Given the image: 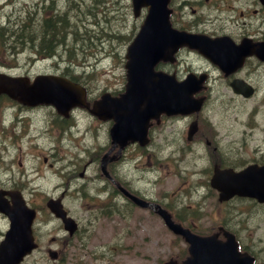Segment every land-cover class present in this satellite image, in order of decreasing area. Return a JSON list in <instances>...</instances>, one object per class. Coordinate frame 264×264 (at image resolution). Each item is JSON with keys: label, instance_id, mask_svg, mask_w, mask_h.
<instances>
[{"label": "rangeland", "instance_id": "obj_1", "mask_svg": "<svg viewBox=\"0 0 264 264\" xmlns=\"http://www.w3.org/2000/svg\"><path fill=\"white\" fill-rule=\"evenodd\" d=\"M42 1L18 0L13 5L9 3L10 0H0V22L5 23L9 18L17 20L19 21L18 24L16 21L13 25L7 26L11 34L15 33L18 38L23 37L20 35L30 36V38L23 37L21 42L25 44L24 47L46 48L48 38L46 42H43L42 37L48 28V23L45 25L43 22L45 18H42V8H36L37 5L40 6ZM63 1L68 2L72 8L78 9L76 24L68 20L73 17V13L60 14L61 5L52 3V12L48 15L53 18H49V24H53L54 32L48 31L50 36L47 35V37L52 40L53 47L51 51L42 50L46 53L55 54L60 44L59 40H63V35L78 32L84 39L80 45H84L83 47L87 49V65H83L86 68L76 61L70 62L68 57L66 60L65 57L63 60L60 59L61 62L48 59L36 61L34 65H29L26 60L28 61V57L31 55L25 52L19 55L18 63L9 69V73L19 75L30 68L32 74H58L60 71L53 66L58 65L63 68L71 64L69 65L70 72L80 76L82 83L88 89L89 100L99 98L106 91L123 92L126 85L127 48L138 32L146 11L139 17H135L131 0H57V3ZM64 2L62 4H65ZM104 6H109L111 10L101 11ZM27 9H29L28 15H26ZM35 11L38 12L37 15ZM54 17L63 19V23L61 25L56 24ZM186 18L192 20L193 17L187 16ZM236 18L239 22L238 16ZM179 20L175 17L172 22L181 25V23H177ZM245 20L247 21L248 18ZM228 24L226 22L225 27ZM21 26H24L25 29L18 35L16 31ZM237 27L240 26L237 25L234 31H238ZM36 34L38 37L34 38ZM91 39L93 41L91 47L88 48L87 45ZM75 53H80V51ZM80 56L76 59H80ZM181 57L180 64L175 65L173 70L182 76L190 69L202 71L208 68V64L194 53L184 52ZM90 75L91 78H89ZM212 75H214L213 90L207 89L204 92L211 99L206 102L199 116L202 115L216 130L219 136V144L229 156L233 157L231 160L234 162L235 159L245 157L246 150L250 151L255 147L264 150V67L259 72L257 70L254 77L255 82L259 81L257 83L259 91L249 99L235 95L227 83L215 79L219 77L217 71H213ZM201 94L202 92L198 95ZM31 112H33L32 117L39 120L44 117L48 118V114L54 110L44 107ZM77 117L79 121L83 120L87 126L96 125V134L100 141L105 144L109 143V125L107 123L99 124V121L96 123L84 112L77 114ZM192 118L194 119V117ZM193 119L182 116L166 117L159 124L154 123L150 132L151 143L149 147L139 150L134 145H130L124 152L127 160L125 163L124 161L119 163L118 169L122 170L124 176H129V179L134 181L135 190L140 194L159 198L158 200L164 199L169 204H173L174 214L191 213L193 216L191 223H195L198 213H201L205 218L201 222L200 230L207 232L216 223L218 202L213 192L208 190L207 183L205 184V180L209 179L210 170L208 174L205 173V170L209 168V163L205 159L204 142L197 140L191 143L186 139L188 126ZM42 138L44 137L39 136L34 139L44 152L50 153L45 148L46 144L50 143L49 138ZM9 140L2 142L0 137V166L7 168V174L10 170L18 178L21 177L22 173L33 177L34 182L29 183L27 189L24 190L26 198L32 205L35 203L45 209V197L59 195L66 191L67 187L51 175V169H48L41 159L31 160L26 153L22 154L14 147H10V144L7 143ZM242 146L250 147L245 149ZM5 147H8L12 155L14 153V163H11L12 160L8 161L7 156L3 153ZM65 148L66 146L63 147L64 151ZM67 149H70L72 154L82 153L77 151L74 146H67ZM56 157L68 158L69 161L73 162L66 167V171L78 168L77 171L71 173V176L74 174L77 176V172L79 174L84 170L85 176L88 178L85 164L76 162L68 150L65 152L60 150ZM63 162L65 163L64 160ZM102 164L103 168L108 171V163L105 159ZM34 167L39 169L42 178L38 177L34 169H31ZM92 170L91 165L88 171ZM24 175L23 179L25 178ZM6 178L3 169L0 168V180L5 181ZM20 180L21 178L16 182L21 187ZM81 182L78 180L73 186L77 187ZM87 184L88 189H91V183L88 181ZM89 203L73 197L72 194L65 199L66 208L72 212L75 218L81 220L83 228L90 226V230L82 231L81 236L84 235L85 237H77L72 242H64L66 243L65 246L57 247L61 256L66 260L61 263L55 262L49 258L46 252L53 236H64V233L62 234L60 231L62 227L60 223L53 220L48 226L45 222L38 223L40 225L37 233L41 247L26 258L23 264H166L170 259L179 261L183 256H187L185 254V242L168 231L163 222L155 215L144 210L131 209L129 212L126 209L125 214H129L124 219L97 218L99 214L94 212L93 206ZM178 204L182 206L177 207ZM222 211L224 214H232L228 217L232 218V224L239 230L238 234L242 244L257 249L264 257V207L260 208L253 205L247 209L245 203L233 202L223 208ZM45 216L50 217L47 210ZM241 218H245L243 224H239ZM89 220H92L91 223H88ZM6 227L7 221L0 216V231H5Z\"/></svg>", "mask_w": 264, "mask_h": 264}, {"label": "water", "instance_id": "obj_2", "mask_svg": "<svg viewBox=\"0 0 264 264\" xmlns=\"http://www.w3.org/2000/svg\"><path fill=\"white\" fill-rule=\"evenodd\" d=\"M169 2L170 0H133L136 14L143 6H148L149 12L128 49L126 92L118 98L104 94L95 103V114L103 119H114L115 124L110 133L114 142L122 147L136 141L142 145L147 144L149 121L159 118L162 113L191 114L198 112L203 104L202 98L193 97L200 88L195 79L189 78L177 83L174 77L169 79L154 72L155 65L162 59L172 60L180 46L189 45L202 52L205 43L204 37L179 32L171 27ZM260 51L264 54V48ZM249 53L251 52L247 50L242 51V46L239 49L224 48L214 52V61L227 69L237 66L240 59ZM232 86L236 92L239 91L246 97L251 95L252 90L249 88H241L236 82ZM0 93H7L30 105L53 104L61 113L84 104L85 94L79 85L63 77L40 75L35 78L34 83L29 84L26 78L4 74H0ZM196 130L197 124L194 122L189 131V139ZM211 185L220 192L219 199L222 201L240 195L264 202V166L252 165L240 172L216 168ZM3 195L0 191V212L8 216L10 228L0 243V264H20L37 247L32 228L36 210L27 206L19 192H11L12 204ZM133 199L141 206L146 205L144 199L134 196ZM48 207L56 217L63 220L67 230L71 233L76 230V222L66 216L59 201H49ZM158 213L174 233L182 235L190 244V257L182 264H253L251 257L239 253L233 234H228L226 242H220L217 235L201 237L175 223L166 211L160 209ZM51 255L56 258V253L52 252ZM169 264L177 263L171 261Z\"/></svg>", "mask_w": 264, "mask_h": 264}, {"label": "bare ground", "instance_id": "obj_3", "mask_svg": "<svg viewBox=\"0 0 264 264\" xmlns=\"http://www.w3.org/2000/svg\"><path fill=\"white\" fill-rule=\"evenodd\" d=\"M51 2L61 5L59 10L60 14L67 12L73 13V17L68 20H73V22L76 23V17L77 14H79L78 9L76 10V8H72L71 5L66 1H63L65 4H62L63 2L57 3V0H52ZM69 7L71 8L70 10ZM222 7L223 6H220L219 8ZM103 10H105L106 12V10L110 11L111 8L109 6H104L101 11ZM101 11H99V13H101ZM171 16V19H175V17L177 18V15L174 11H171ZM238 19V26H240L246 18L243 19L242 17H238ZM236 32L237 31H234V33ZM65 37V42H60L55 54L47 55V53L45 52V56H47L48 59H51L54 62H61V60H63V57H65V60L68 57L70 59V62L76 61L79 63V65L82 64L81 66L87 65V49L83 47L84 45H80L81 42H84V39L81 38L78 32L65 35ZM13 40L14 39H12V41H9V43L12 42L10 43V45H13ZM92 41L93 40L91 39L88 42V48L91 47ZM10 45L8 44L7 46L3 47L8 49V54L11 59H13H10L8 63H10V61L13 63H18L17 58L19 57V55L25 52H28L31 55L30 57H28V61L26 60V63H29V65H34L36 61L44 60L43 57L39 60L33 57L36 55H44V51L39 52L38 50H36L37 47H24L21 45V42L15 43V48L10 47ZM77 51H80V53H75ZM75 54L81 55L80 59H76V57H79V55L76 56ZM74 55L75 57H73ZM69 65L71 64H68L63 68L55 65L53 66V68L60 71V73H58L60 77L67 79L71 76V69ZM31 72L32 71L29 68L25 70L23 74H19L17 77L26 78L29 81V84H32L34 83V78ZM258 82L259 81L255 82L256 86H258ZM248 87L253 88L254 86L249 83ZM257 91H259V89H257ZM0 96H2V94H0ZM209 99H211V97H209ZM44 107L54 110V112H50L48 114V118L44 117L36 120V118L32 117L33 112H25V115L22 117L21 121H19V124L17 125V127H15V137H9L8 132L0 135V137L2 142L10 139L7 142L10 144V147H14L22 154L26 153V155L29 156L31 160H36V158H39L42 160V162L44 160L46 163L51 164L52 168L48 167V169H51V175L56 177V180L63 183V185L67 187V190L61 192L59 195L46 196L44 199L45 207L49 208L48 203L51 200L59 201L62 205H65V199L68 195L72 194L73 197L79 198L81 201H84L86 203L90 202L93 206L94 212L107 218L114 217L124 219L129 214H125L126 209L129 210V212L131 209L144 210L146 212H149L150 214H159L158 210L161 209V211H166L172 217V220L176 223H179L191 229H197L192 225L190 221L187 220L184 214H174V205L169 204L164 199L158 200L159 198H153L144 195L143 199L146 203L145 206L139 205L133 199V196L138 198V191L135 190L136 188L134 186V181L129 179V176H124V173L121 169H117L112 166V158H110V155L115 149H117V145L110 134H108L109 143L105 144L101 142L99 136L96 134V125L87 126L83 120L79 121V118L71 109L68 110V112L63 117L60 116V113L55 105L48 103L40 104L32 111H38L39 109ZM83 108L85 109L84 113H86L96 123L98 121L99 124L102 123L99 120L98 115L93 112V109L88 102H85L83 104ZM4 109L5 104L0 101V116L3 114ZM10 118H12V116H10ZM25 119L26 123L25 125H23ZM39 136L44 137L42 139L49 138L50 143L46 144L47 146L45 148L50 153L44 152L39 147L36 139H34L35 137ZM65 146V151L68 150V153L74 157L76 162L85 164V170L88 178L85 176L84 170L79 174L77 172V176L76 174L71 176V173L77 171L78 168H72L66 171V167L73 162L69 161L68 158L56 157L59 155L60 150L62 152H65L63 149V147ZM67 146H74L77 151H80L82 153L72 154L71 150L67 149ZM3 153H5V156H7L8 161L12 160L11 163H14V153L12 155L8 147L4 148ZM104 159L108 163V171L103 168L102 163ZM63 160L65 161V163L63 162ZM61 161L62 163H60ZM91 165L93 167V170L88 171ZM31 169H34L38 174V177L42 178L41 173L37 167ZM209 177H211V175ZM34 180L35 179L33 177H29L28 175H26L24 179H21L19 181V184L21 185V187L27 189V185L34 182ZM78 180L82 182L77 185V187L73 186V184H75ZM88 181L91 183V189H88ZM125 202L128 204H126ZM34 206L36 208H41V206L35 203ZM181 206L182 205L180 204L177 205V207ZM81 237L83 238L85 236L82 235Z\"/></svg>", "mask_w": 264, "mask_h": 264}, {"label": "flooded vegetation", "instance_id": "obj_4", "mask_svg": "<svg viewBox=\"0 0 264 264\" xmlns=\"http://www.w3.org/2000/svg\"><path fill=\"white\" fill-rule=\"evenodd\" d=\"M171 4L173 11L176 13L177 16L179 15L181 18H184V15L189 13V15L193 17L192 20L186 21L189 25H191V28L189 29L190 31L201 33L203 35H206L210 39L228 37L235 45H239L243 41L249 42L252 45L264 43V3L262 0H172ZM220 6L223 7L219 8ZM70 9L71 8L69 7V10ZM224 14L225 16H223ZM236 16L242 17L243 19L248 18V20H245L242 25H240V27H237L238 31L234 33V28L239 24ZM70 21L74 23L73 20ZM226 22H228L229 24L225 27ZM200 58H202L211 67V70L205 69L204 71H202L207 72L208 74L206 88L210 87V84L214 83V76L211 74V71L217 70L219 73V77L215 79L221 80L222 82L227 83L228 85H230L233 79L239 78L246 81L248 84L250 83L251 85H253L256 91L257 89H259V87L255 84L254 77L256 76V71L258 70L259 72L260 69L264 67V59L261 60L257 57L256 54H252L249 57H246L243 66L238 69L235 73L228 76L223 73V71L220 69V66L213 64L210 59L205 55H200ZM178 59L179 55L177 56V61ZM177 61L173 64L161 62L158 66V70L167 73H172L177 76L176 71L173 70V65H176ZM169 66L171 67L170 69L166 68ZM238 96L241 97L240 95ZM205 98L209 99V96L206 94ZM0 101L5 104L3 114L0 116V135L8 132L9 137H15V127H17L19 121H21L22 117L25 115V112L32 111L34 108L28 107L20 103L18 100L11 99L5 95L0 96ZM77 110H81L82 112L85 111L84 108H79L74 110L73 112L75 113ZM10 116H12V118H10ZM25 123L26 119L23 125H25ZM109 123L112 126L113 122L111 121ZM202 126L203 128L201 129L200 135L197 137V139L195 137L194 140L204 142L206 152L205 159L209 163V168L205 170V173L208 174L209 170H211V168H213L215 165H218L221 168L234 166L237 167V170H239L251 163L264 164V155H258L260 153L262 154V149L260 148H254L250 151L246 150V155H244L245 157L235 159L236 161L234 162L233 160H231L233 157L229 156L227 152L222 149L221 144H219L218 135L216 134V132L204 122H202ZM242 148L247 149L248 147L242 146ZM122 152L123 150L118 154V149H115L110 155V158L112 157V166L117 169L119 162L122 161L123 158ZM43 162L46 164L47 167L52 168L51 164L46 163L44 160ZM0 168L4 169V167L1 166ZM4 175L7 178L5 181L0 180V189H17V177L11 175L10 173H6ZM23 175L24 173L20 177L21 179H23ZM137 194L142 196L139 192H137ZM142 197H144V195ZM232 201L236 203H245L247 209H249L253 205L258 206L260 208L264 207V204H259L254 200L246 198H234ZM232 201L228 202L229 205L233 203ZM224 205L226 204H221L220 206L223 207ZM219 211L222 212V209H220ZM41 212L43 213L42 221H47V219L45 218L46 216L44 214L45 211L40 210V215ZM40 215L38 214L37 216V224L39 218H41ZM184 215L187 220L191 222L193 218L192 214L189 213ZM230 215L232 214L226 215L223 212L219 213L217 215V223L219 224V226L215 227L213 225V227L211 228L212 233L220 232L221 228L223 227L234 232L240 240L238 235L239 230L235 228L232 224V218L228 217ZM202 219L203 215L201 213H198L196 220L197 225H200L199 222L201 223ZM244 219L245 218H241L239 220V224H243ZM192 225L195 227L194 222L192 223ZM220 238L224 239L222 233L220 234ZM65 241L66 240L64 237L57 238L53 236L51 238V243L48 245L47 249L51 247L62 246L65 244ZM250 249L251 254L256 260L255 264H264V262L261 261L264 260L262 253H259L257 249Z\"/></svg>", "mask_w": 264, "mask_h": 264}, {"label": "trees", "instance_id": "obj_5", "mask_svg": "<svg viewBox=\"0 0 264 264\" xmlns=\"http://www.w3.org/2000/svg\"><path fill=\"white\" fill-rule=\"evenodd\" d=\"M49 18H51V17H48V18H45L44 20H43V22H45V25L47 24V26H48V28L45 30V25H44V30H45V32H44V35H43V37H42V41L43 42H46V40H47V38H48V40H47V42H46V48H42V49H44L45 51H51L52 50V47H53V45H52V40L51 39H49V37H47V35L48 36H50L49 35V33H48V31H50L51 33H53L54 32V29H53V27H52V25H50L49 24ZM51 19H53V18H51ZM54 20H55V22H56V24H58V25H61L62 23H63V19H58L57 17H54ZM23 29H25V27L24 26H21L17 31H16V33L19 35L21 32H22V30ZM32 30H35V31H38V30H36V29H32ZM28 31V33H29V30H27ZM31 32V31H30ZM33 32V31H32ZM40 33H42L43 34V32H40ZM20 36H23V37H25V38H30V36H27V35H20ZM15 37V38H14ZM23 37L22 38H18V36L17 35H15V33H13V34H11V32L8 30V28L7 27H5V26H2V25H0V48H3V47H5V46H7L8 44L10 45V43H12V42H10L9 43V41H12V39L14 38V40H13V45H10V47H12V48H15V43H19V42H21L22 40H23ZM36 37H38V35L36 34L35 36H34V38H36ZM63 40L62 41H60L59 40V42H62V43H64L65 42V35H63ZM6 39V40H5ZM3 41V42H2ZM21 45L22 46H24L25 44L23 43V42H21ZM43 45V44H42ZM41 48L39 49V48H36V50H38L39 52H41V51H43ZM44 55H45V52H44ZM47 55H52V53H47ZM1 56H3V54L1 53L0 54V57ZM71 56V55H70Z\"/></svg>", "mask_w": 264, "mask_h": 264}]
</instances>
